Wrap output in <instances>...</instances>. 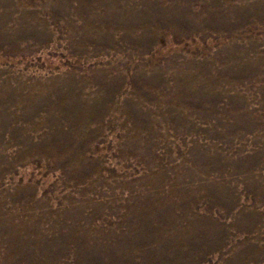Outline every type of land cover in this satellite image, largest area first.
Wrapping results in <instances>:
<instances>
[{
    "label": "rangeland",
    "instance_id": "rangeland-1",
    "mask_svg": "<svg viewBox=\"0 0 264 264\" xmlns=\"http://www.w3.org/2000/svg\"><path fill=\"white\" fill-rule=\"evenodd\" d=\"M0 264H264V0H0Z\"/></svg>",
    "mask_w": 264,
    "mask_h": 264
}]
</instances>
